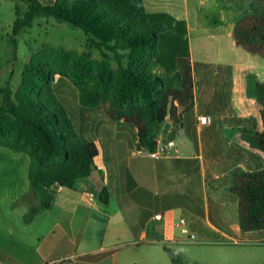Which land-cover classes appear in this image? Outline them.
Here are the masks:
<instances>
[{
    "label": "crops",
    "instance_id": "obj_1",
    "mask_svg": "<svg viewBox=\"0 0 264 264\" xmlns=\"http://www.w3.org/2000/svg\"><path fill=\"white\" fill-rule=\"evenodd\" d=\"M206 1L142 0L147 14L185 23L194 81V105L173 139L162 145L158 137L159 158L136 155L135 131L122 125L117 131L116 123L105 121L90 139L99 149L97 170L72 189L57 187L49 207L24 223L28 156L0 152V264H147L152 249L173 251L189 234L206 243H264V230L239 229L238 198L228 191L233 168L264 169V156L249 146L244 131L259 129L253 87L243 83L237 96V69L248 64L232 32L245 9L236 0ZM204 116L211 121L201 125ZM105 127L111 138L100 145ZM14 170L21 185L13 181ZM104 186L106 205L98 199Z\"/></svg>",
    "mask_w": 264,
    "mask_h": 264
},
{
    "label": "trees",
    "instance_id": "obj_2",
    "mask_svg": "<svg viewBox=\"0 0 264 264\" xmlns=\"http://www.w3.org/2000/svg\"><path fill=\"white\" fill-rule=\"evenodd\" d=\"M21 2L25 11L16 12L11 28L13 51L14 37L43 16L82 30L102 54L93 59L88 52L45 47L24 66L14 93L9 86L0 89V148L29 159V193L24 199L30 205L23 216L29 223L49 207L57 187L72 189L97 170L98 146L76 132L53 91L56 76L80 89L83 105L100 104L109 121L134 130V148L151 152L157 149L159 136L165 145L177 134L182 115L194 105V81L185 23L167 14H147L142 0ZM232 37L237 47L264 58V15H244ZM253 93L259 129L244 131L250 135L249 146L264 156V83L256 82ZM167 121L171 132L163 136ZM228 191L238 198L239 229L264 230V169L233 168ZM108 198L104 186L98 199L106 205ZM164 251L172 264H185L174 251L166 247Z\"/></svg>",
    "mask_w": 264,
    "mask_h": 264
},
{
    "label": "rangeland",
    "instance_id": "obj_3",
    "mask_svg": "<svg viewBox=\"0 0 264 264\" xmlns=\"http://www.w3.org/2000/svg\"><path fill=\"white\" fill-rule=\"evenodd\" d=\"M39 1L42 4L51 3L50 0ZM209 1H206V6L209 5ZM236 3L243 5L244 15L252 13L264 15V4L261 0H236ZM207 10L213 11L212 8H206ZM24 11L25 5L21 0H0V89L9 86L14 93L20 84L24 66L45 47H63L68 51L88 52L93 59L102 57L101 52L90 45V36L82 30L66 22L43 16L36 18L31 28L25 29L14 37L15 51H13L10 43L12 22L16 12L21 14ZM239 50L244 52L245 63L248 64V67L244 69L248 76L246 81L242 76L243 68L237 69V96L241 97L243 83L247 82L250 87H253L256 82L264 83V58L252 55L243 49ZM52 87L82 138L92 139L94 137L93 131L96 128L98 129L105 121L111 122L104 111L105 108L100 104L95 106L83 105L80 100V89L72 85L67 79L56 76ZM1 101L2 93L0 92ZM115 127L117 131L122 129L119 122L115 124ZM110 133L108 127L99 132L101 138L98 137V142L100 145L110 141ZM127 134L133 138L131 131ZM2 150H5L0 151L1 153L4 152L3 154H15L6 148H2ZM1 166L9 167V164H1ZM15 176L14 170L13 181H17V185H21L22 181L14 180ZM172 247L185 264H264V243L256 244L248 242V240L231 243H206L199 240L184 239L177 246ZM139 251L131 252L138 255ZM140 252L142 254V251ZM122 253L124 254L126 251L123 250ZM140 254L139 256H141ZM151 255L152 260L147 264H172L167 254L160 249H152Z\"/></svg>",
    "mask_w": 264,
    "mask_h": 264
},
{
    "label": "built area",
    "instance_id": "obj_4",
    "mask_svg": "<svg viewBox=\"0 0 264 264\" xmlns=\"http://www.w3.org/2000/svg\"><path fill=\"white\" fill-rule=\"evenodd\" d=\"M210 121H211V118H209V117H207V116L199 117V118H198V123L201 124V125H203V124H207V123H209ZM159 149H160V145L158 144L157 149H156L155 151H153V152L149 151V150L146 149V148H140V149H136V148H134L133 151H134V153H135L136 155H140V156L148 155V156L151 157V158H155V159H157V158H159V154H158V150H159ZM155 218H156V219H159L160 216L157 215V216H155ZM180 223L183 224L184 221H183V220H180ZM183 231H184L185 233H187L186 229H184ZM188 239H189L190 241H192V240L194 239V236H193L192 234H189V235H188ZM51 264H68V262H67L65 259H61V260H56V261L52 262Z\"/></svg>",
    "mask_w": 264,
    "mask_h": 264
},
{
    "label": "water",
    "instance_id": "obj_5",
    "mask_svg": "<svg viewBox=\"0 0 264 264\" xmlns=\"http://www.w3.org/2000/svg\"><path fill=\"white\" fill-rule=\"evenodd\" d=\"M171 124L170 122H165L161 128V135L166 136L169 135L171 132Z\"/></svg>",
    "mask_w": 264,
    "mask_h": 264
}]
</instances>
